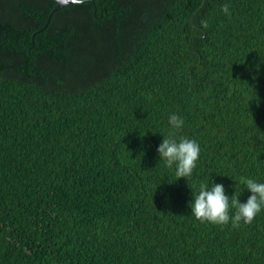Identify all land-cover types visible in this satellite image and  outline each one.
<instances>
[{
	"label": "trees",
	"instance_id": "obj_1",
	"mask_svg": "<svg viewBox=\"0 0 264 264\" xmlns=\"http://www.w3.org/2000/svg\"><path fill=\"white\" fill-rule=\"evenodd\" d=\"M57 6L0 0V264H264V209L191 214L201 184L264 183V0ZM169 136L199 144L191 177Z\"/></svg>",
	"mask_w": 264,
	"mask_h": 264
},
{
	"label": "clouds",
	"instance_id": "obj_2",
	"mask_svg": "<svg viewBox=\"0 0 264 264\" xmlns=\"http://www.w3.org/2000/svg\"><path fill=\"white\" fill-rule=\"evenodd\" d=\"M75 3H83V0H73ZM222 12L230 15L229 6H222ZM207 27L206 22H202ZM169 124L176 130H180L184 124L182 118L173 114L169 117ZM158 154L165 161L166 167L175 165L177 180L191 177L200 157L199 144L195 140L174 136L163 137L158 146ZM247 190L251 193L245 203H241L236 193L230 198L225 193L223 184H214L209 190L206 184H201L198 194L193 197L191 203V214L194 218L204 224L226 226L231 221L232 227L237 228L243 222L250 225L255 217L264 209V183L253 179L244 181ZM230 209H235L230 216Z\"/></svg>",
	"mask_w": 264,
	"mask_h": 264
},
{
	"label": "water",
	"instance_id": "obj_3",
	"mask_svg": "<svg viewBox=\"0 0 264 264\" xmlns=\"http://www.w3.org/2000/svg\"><path fill=\"white\" fill-rule=\"evenodd\" d=\"M58 2V6L54 9V11H58L60 9H63L65 6L75 3L73 0H55Z\"/></svg>",
	"mask_w": 264,
	"mask_h": 264
}]
</instances>
